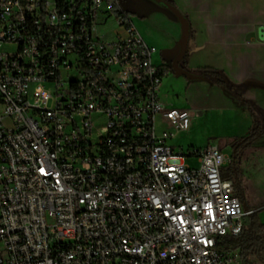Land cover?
<instances>
[{
  "label": "built area",
  "instance_id": "built-area-1",
  "mask_svg": "<svg viewBox=\"0 0 264 264\" xmlns=\"http://www.w3.org/2000/svg\"><path fill=\"white\" fill-rule=\"evenodd\" d=\"M155 52L118 0H0V264L239 262L233 156L156 135L190 119Z\"/></svg>",
  "mask_w": 264,
  "mask_h": 264
},
{
  "label": "crops",
  "instance_id": "crops-1",
  "mask_svg": "<svg viewBox=\"0 0 264 264\" xmlns=\"http://www.w3.org/2000/svg\"><path fill=\"white\" fill-rule=\"evenodd\" d=\"M169 1L187 18L190 27L181 66L197 74H203L201 71L205 69L220 71L234 85V92L218 86L203 74L201 79L187 81V89L181 94L173 89L175 83L183 82L178 76L171 78L166 92H163L162 82V101L173 107L193 110L197 115L217 112L232 131L244 128L245 132L240 136L232 132L231 142L246 136L253 123L250 106L264 112V45L260 43L264 0ZM143 3L144 6L134 4L127 8L137 11L151 26L152 34L146 41L157 49L159 63L165 64L163 58L173 57L178 51L180 25L159 2L143 0ZM163 23L168 24V31ZM188 89H191L190 95H187ZM236 94L247 99L250 105ZM252 145H264V135ZM242 203L253 209L246 202Z\"/></svg>",
  "mask_w": 264,
  "mask_h": 264
},
{
  "label": "rangeland",
  "instance_id": "rangeland-1",
  "mask_svg": "<svg viewBox=\"0 0 264 264\" xmlns=\"http://www.w3.org/2000/svg\"><path fill=\"white\" fill-rule=\"evenodd\" d=\"M118 2L125 10L130 12L133 23H135V25L138 27L137 29L139 33L141 34L144 41L148 44L147 41L149 35L152 34L151 26L149 27L147 22L142 20V17L139 16L137 11H134L133 9L129 10L127 8L134 4L144 6L143 0H118ZM163 27L166 31L169 30L167 23H163ZM173 57H164V65H170ZM153 61L159 63L158 52L153 54ZM177 77L178 76H175L174 72L172 71V68H170V73L163 79V92H166V86L168 88L171 78L175 79ZM178 78L183 79V82L175 83L173 89L181 94L185 93L187 89L185 83L191 80L183 76H179ZM190 91L191 89L187 90V95H190ZM188 111L190 119L189 127L186 130L181 131L167 129V125L163 121L162 116L157 114L155 118L156 135L161 136L164 133L173 132L174 135L168 139V143L172 145L177 150V152L182 151L186 153L190 149L203 148L208 144L216 143L222 148L223 152L232 155L233 144L236 140L231 142V134L232 132H235V134L240 136L245 132V129L240 128L236 131H232L228 128L229 124L227 122L224 123V121H222L220 118L221 114L219 115L217 112L207 111L201 115H197L193 110ZM185 162L191 166H195L197 164L196 158L193 157H185ZM238 162L239 178L241 183V189L238 191V196L242 198L244 194V201L253 209L260 210L259 218L262 222H264V145L251 144L247 147L241 148L239 150ZM227 166L228 165H225L224 168ZM238 259L239 262L235 264H241L239 255ZM249 264H264V253H262L259 258L252 257L249 261Z\"/></svg>",
  "mask_w": 264,
  "mask_h": 264
},
{
  "label": "trees",
  "instance_id": "trees-1",
  "mask_svg": "<svg viewBox=\"0 0 264 264\" xmlns=\"http://www.w3.org/2000/svg\"><path fill=\"white\" fill-rule=\"evenodd\" d=\"M128 13L130 14V12ZM167 68L170 69L169 67ZM201 72L212 78L218 86L225 88L230 92H234V85L227 80L220 71L205 69ZM237 96L250 105L247 99L240 97L239 95ZM250 110L253 123L249 128L247 135L235 141L239 143V146L232 153L233 161L222 171L223 177L229 178L233 181L237 195L238 191L241 189L238 169L239 150L251 145L255 140L264 135V112L254 106H250ZM240 199L242 202H245L244 194ZM259 212L260 210H254L253 213L245 217L242 231L239 235L224 237L220 244L224 249L237 251L240 256L241 264H249L252 257L259 258L261 254L264 253V222L260 220Z\"/></svg>",
  "mask_w": 264,
  "mask_h": 264
},
{
  "label": "water",
  "instance_id": "water-1",
  "mask_svg": "<svg viewBox=\"0 0 264 264\" xmlns=\"http://www.w3.org/2000/svg\"><path fill=\"white\" fill-rule=\"evenodd\" d=\"M156 2L162 3L176 18L180 24V37L178 40V51L176 55L172 58L170 62V67L172 71L177 76H183L189 80L201 79L203 74H197L192 71H189L181 66V62L186 54L188 41L190 37V27L187 18L180 12V10L171 2L167 0H155ZM239 143L236 144V146ZM221 148V147H220ZM222 149V148H221ZM235 151V148L232 150V153ZM247 207L245 206V209Z\"/></svg>",
  "mask_w": 264,
  "mask_h": 264
},
{
  "label": "flooded vegetation",
  "instance_id": "flooded-vegetation-1",
  "mask_svg": "<svg viewBox=\"0 0 264 264\" xmlns=\"http://www.w3.org/2000/svg\"><path fill=\"white\" fill-rule=\"evenodd\" d=\"M167 67H170V65H166ZM171 68V67H170ZM169 73H170V69H169ZM236 144H237V142H235L234 144H233V148H232V150L235 148V150H236V148L239 146V145H237L236 146Z\"/></svg>",
  "mask_w": 264,
  "mask_h": 264
}]
</instances>
